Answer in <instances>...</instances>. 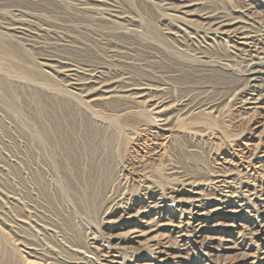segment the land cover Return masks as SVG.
Instances as JSON below:
<instances>
[{
	"label": "rangeland",
	"instance_id": "374dc122",
	"mask_svg": "<svg viewBox=\"0 0 264 264\" xmlns=\"http://www.w3.org/2000/svg\"><path fill=\"white\" fill-rule=\"evenodd\" d=\"M51 1L0 0V207L8 206L15 196L25 204H33L31 197L41 201L36 181L28 176L21 148L33 124L45 122L54 130L73 163L67 167L79 177L82 159L100 149L104 133L97 119L108 120L119 140L117 160L125 182L115 191L116 202L109 205L123 201L132 208V216L122 217L120 212L109 219H103L102 213L80 215V228L89 229L95 236L99 264H264V242L254 240L257 244L249 247L253 231L248 224L251 220L263 223L264 212L252 219L247 211L219 210L215 201L218 177L264 189V156L258 159L264 151V102L243 98L240 91L244 78L220 67L226 63L239 68L238 52L233 48L243 46L196 31L201 27L198 22H193L192 28L180 19L179 10H173L175 21L168 17L172 13L166 9L167 4L170 10L177 9V0L96 3L103 9H116L119 17L125 16L124 26L78 9L95 0ZM198 2V13L240 19L252 29L264 28V11L250 6L249 0ZM21 21L29 25L25 31L19 30L23 27ZM153 45L160 47L153 51ZM204 57L212 63H200ZM51 69L59 70L57 75L43 72ZM72 69L77 70L76 76L68 72ZM94 71L98 72L96 80L116 92V98L109 102L95 100L92 95L86 96V88L79 87L82 94L73 89L75 80L80 84L89 82ZM64 87L79 95L89 112L66 97ZM160 102L173 106L171 117L180 121L157 126L156 115L150 110ZM88 177L83 174L85 184ZM190 185L214 202V216L206 217L208 224L200 239L212 252L210 260L202 261L201 248L192 238V245L181 258L169 255L168 250L183 244L179 245V235L173 234L174 223L167 219L151 221L146 237L137 242L130 240L134 225L141 221L137 212L146 209L151 199ZM90 197L87 201L92 204ZM16 213L25 215L19 209ZM150 217L156 215L151 213ZM0 226L8 230L3 222ZM93 237L90 235V239ZM125 239L130 240L129 245L123 243ZM102 244L110 245L112 250ZM158 244L166 254H159ZM243 252L252 257L243 259Z\"/></svg>",
	"mask_w": 264,
	"mask_h": 264
},
{
	"label": "bare ground",
	"instance_id": "6f19581e",
	"mask_svg": "<svg viewBox=\"0 0 264 264\" xmlns=\"http://www.w3.org/2000/svg\"><path fill=\"white\" fill-rule=\"evenodd\" d=\"M42 1L49 4L51 0ZM177 1L180 3L177 9L171 8L170 10L171 5L167 4L168 8L166 9L172 13L171 15L168 13V17L174 20L173 10H179L180 19L191 24L192 28V23L198 22L197 24L201 27L196 28V31L211 35L214 39L222 38L227 42H231V44L243 46L242 49L233 48L238 52L239 68L231 67L226 63L220 64V67L230 72L231 75L244 78L245 85L240 91L243 98L264 102V28L252 29L250 28L251 24H247L240 19H231L226 16L214 18L208 12L198 13L196 8L199 5L198 0ZM249 1L250 6L261 8L264 11V0ZM96 3L101 2L100 0H95L94 3H84L79 5L78 9L87 13V15L90 14L110 24L124 26L125 16L119 17V12L116 9H103ZM185 22L180 24L185 28H190ZM21 23L23 27L19 28V30L25 31V27L29 25L28 23L24 25L23 21ZM127 29L129 30V28ZM169 35H171V32H169ZM157 47L160 46L153 45L150 49L156 51ZM58 62L61 63L60 61ZM200 63L209 65L212 61L204 57L200 59ZM70 67H77L78 71L82 70L78 66ZM58 71L57 69H51V72H43L47 75H57ZM68 72L72 76H76L77 70L72 69ZM94 72L90 73L92 79L88 80L89 82L86 81V83L80 84L78 80H75L71 84L73 89L80 92L81 89L79 87L86 88V96L92 95L95 100L99 99L109 102L116 98V92L105 88L104 83H100L101 80H96L98 72ZM62 93L66 97L72 98L78 106L89 112L87 103L78 94L79 97L66 87L62 89ZM80 93L82 94V92ZM173 110V106H165L163 102H160L159 105L152 106L150 111L153 115H156L155 124L157 126H167L170 121H180V118L172 119L171 113ZM94 117L96 116L94 115ZM97 121L102 133H104L100 139V149L85 155V161L82 159L81 168L79 167L77 170L79 177L76 176V171L67 167L69 163L71 166L73 163L69 155L66 156L63 152L64 147H61L54 130L45 122L33 124L32 133L28 134V139L23 140L24 146L21 148L25 152L28 176L36 181L41 201L35 202L31 197L30 201L33 204H25L19 197L15 196L11 200L12 202L8 203L10 205H8L9 208L8 206L0 207V223L3 222L8 228V230H4L0 226V264H99L100 258L93 243V241L96 242L95 236L93 237L89 229L87 232L80 228L79 225H82V222L80 223L78 220V218L82 219L80 215L84 214L90 217L91 214L98 215L102 213L103 219H109L108 216L110 217L120 212L123 214L122 217L132 216V208L130 206L127 207L123 201L117 202L112 206L109 205L112 201H115V191L125 184L120 174L123 168L117 160L120 153V145L111 121L103 119H97ZM20 128H16L15 131ZM263 156L264 151L261 152L258 159ZM18 161L21 160L18 158ZM64 162L66 163L65 165ZM83 174H88V184L82 181ZM215 191L217 195L215 201L218 202L219 210L223 208L243 214L247 211L251 213L249 217H253L252 219L258 218L257 215L264 212V189L261 187L240 186L230 180V177H218ZM233 195H236L235 199ZM89 196L93 200L92 204L87 201ZM234 200L235 202H233ZM212 203L214 202H209L203 197L195 185H190L188 188L183 187L173 193H165L161 198L160 196L153 198L149 201L146 209L137 212L136 215L141 218V221L138 222L139 224L136 223L134 225L132 230V235L134 236L130 240L137 242L140 238L146 237L149 231L146 230L152 223L151 221L154 220L153 223H159L161 220L167 219L174 223L173 234L179 235V245L183 244L181 248L168 250L169 255L181 258L186 252V248L190 244L192 245L193 241H190L192 238L194 239V244L201 248V253L204 256L202 261H205L206 258L210 260L213 256L212 252L209 248L205 249L200 239L208 224L209 216H214L215 211L211 210ZM141 207L143 209L144 206ZM17 209L22 210L25 215L19 216L20 214L16 213ZM151 213L155 214L156 218L151 219ZM206 217L208 218L206 219ZM248 224L253 231L250 233L251 241L253 242L249 247L257 244L254 240L264 242V222L251 220L248 221ZM90 235L93 239H90ZM130 240L125 239L123 243L129 245ZM243 243V245L240 243V246L245 247V239ZM161 245H157L160 249L159 254H166L164 253L165 249L162 250L164 247H161ZM104 247L112 250L110 245ZM258 248L260 250V244ZM240 254L246 260L252 257L246 252Z\"/></svg>",
	"mask_w": 264,
	"mask_h": 264
}]
</instances>
